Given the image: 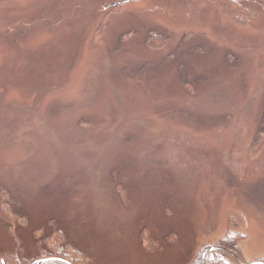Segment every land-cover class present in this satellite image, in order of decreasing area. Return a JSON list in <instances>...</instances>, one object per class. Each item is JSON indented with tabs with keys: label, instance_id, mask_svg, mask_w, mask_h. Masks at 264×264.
I'll list each match as a JSON object with an SVG mask.
<instances>
[{
	"label": "rangeland",
	"instance_id": "rangeland-1",
	"mask_svg": "<svg viewBox=\"0 0 264 264\" xmlns=\"http://www.w3.org/2000/svg\"><path fill=\"white\" fill-rule=\"evenodd\" d=\"M1 196L0 254L261 262L264 0H0Z\"/></svg>",
	"mask_w": 264,
	"mask_h": 264
},
{
	"label": "trees",
	"instance_id": "trees-1",
	"mask_svg": "<svg viewBox=\"0 0 264 264\" xmlns=\"http://www.w3.org/2000/svg\"><path fill=\"white\" fill-rule=\"evenodd\" d=\"M0 205L1 214L5 218L8 217L7 221L25 219L19 204L9 196L5 198L1 196ZM48 224L51 228L49 235L35 240L34 254L27 255L22 248H19L16 253L0 254V264H84L87 256L72 244L66 232L53 220ZM240 239H242L240 235L230 232L216 245L203 248L199 253L189 254L184 264H230L224 257V251H229L241 258L237 243ZM261 262L264 263V258Z\"/></svg>",
	"mask_w": 264,
	"mask_h": 264
},
{
	"label": "water",
	"instance_id": "water-1",
	"mask_svg": "<svg viewBox=\"0 0 264 264\" xmlns=\"http://www.w3.org/2000/svg\"><path fill=\"white\" fill-rule=\"evenodd\" d=\"M252 264H264L263 262H256V263H252Z\"/></svg>",
	"mask_w": 264,
	"mask_h": 264
}]
</instances>
